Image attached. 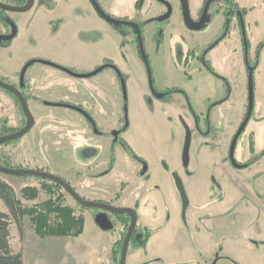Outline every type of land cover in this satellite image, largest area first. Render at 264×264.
<instances>
[{
    "label": "rangeland",
    "instance_id": "374dc122",
    "mask_svg": "<svg viewBox=\"0 0 264 264\" xmlns=\"http://www.w3.org/2000/svg\"><path fill=\"white\" fill-rule=\"evenodd\" d=\"M120 1V7L105 8V11L132 16L134 0ZM201 1L191 0V13ZM232 1L247 12L241 30L249 40L244 52L237 28L232 25L230 29L225 28L223 16L217 14V6H212L208 27L201 32L190 33L173 20L169 24L152 23L140 27L148 70L133 37L116 34L110 25L92 14L86 0L81 2L86 10L83 16L90 15V19L80 23L78 36L77 27L71 22L52 32L53 25L47 21L65 17V10L57 0H52L49 13L38 12L35 7L25 13H11L18 31L11 47L0 51L1 79L19 71L29 59L51 60L61 65L59 67L72 68L78 73L104 68L108 61L116 69L106 68L89 79H73L51 67L39 63L32 65L26 75L38 82L36 99L27 102L34 126L23 137L0 145V165L48 173L67 181L79 195L77 184L71 180L78 174L77 166H64L62 155L67 147L73 153L83 148L82 139L72 134L78 131L79 123L88 136L92 135L91 128L78 113L46 105L59 101L80 105L89 109L97 123V132L103 136L125 126L122 138L147 164L148 181L138 176L140 167L135 162L133 166H116L111 176L114 181L109 189L111 193L106 194L109 199L113 198L120 191V182L127 183L120 200L113 201V205L118 209H130L138 203L137 228L147 226L154 230L146 250L138 251V258L131 259L133 249L129 247L126 264H264V0ZM38 3L39 0L35 5ZM222 36L225 39L207 54L206 48ZM189 50V65L185 66ZM202 61L209 62L224 81L208 73ZM118 72L124 78V88ZM149 73L154 89L174 88L187 94L202 131H206L203 116L210 105L229 98L211 113L210 132L218 134L207 141L211 147L209 153L206 155V148L199 152L204 140L197 135L192 139L189 172L193 177L183 184L189 202L186 215L197 230L195 235L190 236L181 223V199L172 178V170L180 168L185 137L179 116L191 130H194L193 123L185 113L189 109L181 94L174 96L178 113L171 106L151 103ZM66 78L69 84L59 82ZM250 102L251 114L243 134L236 140L234 153V158L246 168L234 169L227 165V148ZM23 118L15 100L0 89V121L17 132L25 125ZM64 124L72 130L68 134L70 142L61 137ZM99 141L106 144L104 138ZM251 142L253 154L249 151ZM103 168L99 167L96 172ZM1 177L15 190L25 208L40 209L50 197L53 200L60 197L62 205L81 209L50 181L31 176ZM22 182L38 190L35 201L22 199ZM214 182L218 186L214 187ZM50 189L55 190L54 195ZM258 192L262 195L261 206L257 204L254 212L243 215ZM0 211L8 214L1 200ZM95 212L96 209L81 211L84 232L77 238H41L36 235L28 216L20 221L10 218L11 247L14 252L22 253L23 264H99L95 262L97 251L101 252L103 264L112 250L110 242L118 238L122 227L116 223L108 231L100 230L94 224ZM111 218L115 217L111 215ZM218 245H222L225 252L221 258L212 259L211 253Z\"/></svg>",
    "mask_w": 264,
    "mask_h": 264
},
{
    "label": "flooded vegetation",
    "instance_id": "af4514ba",
    "mask_svg": "<svg viewBox=\"0 0 264 264\" xmlns=\"http://www.w3.org/2000/svg\"><path fill=\"white\" fill-rule=\"evenodd\" d=\"M10 2H14V0H9ZM37 0H34L33 7L37 8L38 12L41 13H49L52 12L51 8V2L52 0H39V3L35 5V2ZM59 4L61 5L62 8L65 10V17H58L57 19H49L47 22L49 24H52L51 30L52 32H57L59 28H61L64 24H67L69 22L74 23L76 25V30L78 31L76 34L77 36L80 34V29L79 25L83 20H88L90 19V15H84L83 12L86 10L81 6L82 0H57ZM94 1V2H93ZM150 2L148 3V0H134V3L132 5V9L134 14L132 16L127 15V14H119L116 13V11L113 12H107L105 11V8H113V6H118L120 7L121 1L120 0H86L87 4L89 5V8L92 10V14L95 15L98 19H101L103 22L106 24L110 25L113 28V31L118 34L121 37H129L132 36L134 39V44L136 46V49L142 58L143 62H145L148 68V62L146 55L144 53L143 49V40H142V34H141V28L144 25H149L152 23H167L169 24L170 21L173 20V22L178 23L179 25L181 24L185 30H187L190 33H195V32H201L207 29L208 27V22L209 21V10L212 6H217L216 7V12L217 14H221L223 16V26L226 28L228 27L230 29V26H234L237 28L239 34H240V41H241V48L242 51L244 52L245 45L249 44V40L247 37L242 35V22L244 18L247 15V12H245V9L241 8L238 4L233 2L232 0H202L199 6L196 8L194 6V11L191 13V0H184V3L187 8V20L193 22V23H198L202 16L203 12L207 6V13L205 15V26L202 30L200 31H191L187 28L186 25V18L185 14L183 11V1L182 0H149ZM1 4L7 5V6H12V7H24L27 3V0H19L17 5H14L12 3H5L3 0H0ZM95 3V4H94ZM58 4V5H59ZM111 6V7H110ZM32 7V8H33ZM98 10H97V8ZM117 7V8H118ZM31 8V10H32ZM59 8V7H58ZM103 13L107 18L103 17L100 13ZM11 13L13 12H8L4 10H0V51L2 50H7L8 48L11 47L13 44L14 39L16 38L17 31H18V26L16 22L12 19ZM139 15V17H138ZM49 14L47 15V17ZM67 18V19H66ZM243 19V20H242ZM74 21V22H72ZM169 22V23H168ZM56 28V29H55ZM126 28V29H123ZM244 28V27H243ZM15 31V36L11 40H7L8 37H10ZM94 31V30H93ZM53 36L55 33H52ZM162 37V34H161ZM225 39V36L220 37L216 42L211 44L208 48H206L205 51H207V54L213 50L215 47H217L223 40ZM79 41V40H78ZM190 50L187 52V57L184 60V65L187 66L188 60H189V55H190ZM193 53V52H192ZM194 58V57H193ZM200 58V57H198ZM37 59H29L28 61L25 62V64L19 69V71L14 72L10 75H5L2 76L3 79L0 78V82L10 85L16 90H18L22 95L24 96L26 102L31 100L32 98L29 97V95L26 93L36 82V78H31L27 77V71H29V68L36 64H42L48 67H51L55 70H58L62 72L63 74L67 75L70 78L73 79H89L92 78L93 76L97 75L100 73L102 70L106 68L113 67L116 69V67L113 66L111 62H107L104 68H98L97 70H94L92 72H86V73H78L74 71L72 68L71 69H65L63 67H59L61 65H55L51 62V60L48 61H35ZM41 62H46L47 64L41 63ZM203 62V66L205 70L213 75L216 79L218 80H223L224 78L220 77L214 69L211 67V64L209 62ZM118 77L121 82L122 87L124 88V78L123 76L118 72ZM149 78H150V73H149ZM190 82L192 79L189 80ZM149 99L151 103L155 102L160 105H168L173 108V111L175 113L180 112L178 108V105L176 100H174V96L177 94H181L185 102L187 103L188 110H185V113L188 118L192 120L193 123V129L191 130L188 125L185 123L184 119L180 117V121L183 124L184 130L185 126L189 129L190 134H191V142H190V148H189V158H188V164L187 167H184V162H183V148L186 140V130H185V137L183 140L182 144V149L180 153V168L179 169H173L172 170V178L173 175L176 174L179 176V178L182 181V184L184 181H187V179L193 177L191 176V171L189 172L190 168V163H192V160L190 158V149L192 146L193 138L196 137V135L199 137V139L204 140L205 142L202 144V146H199V152H202L204 148H206V155L209 153V147L208 145V140H212L213 135L218 134L217 131L214 133L210 132V128L212 127L211 125V118H212V111L215 107H220L226 101H228L229 98L222 99L219 101H216L212 103L209 107V111L203 116V123L205 126L206 131H202L199 127L200 125V119L199 117L194 113L193 108L191 106L190 100L187 96V94L183 91H180L178 89H170L167 88L165 90H156L154 89V83L151 81V78L149 80ZM4 91V90H3ZM6 92V91H4ZM34 100L36 98H33ZM32 99V100H33ZM46 106L53 107V106H61L65 109H68L70 111L76 112L79 115L82 116L83 119H85L86 124L89 128H91L92 135L88 136L87 132L85 133L84 126L79 123L78 131L72 134H77L79 139H82V145L83 148L79 149V151L76 153L71 152L68 147L65 149L66 151H63L62 157L65 159L63 160L64 166H77L78 169V174L76 176H69L72 177L71 180H73L77 184V189L79 192V197L86 201V202H94V203H101L105 204L107 206H110L112 208H116L113 204V201H119L123 191L127 188V183L125 182H120L119 184V192L116 193L113 198H110L106 196V194L111 193L109 191L111 185L114 183V181L111 180V176L114 173V170L116 166H133V162L137 164V166L140 167L138 173V176L143 178L144 180L148 181L150 179V176L148 175L147 171V164L146 162L138 156L133 149H131L127 142L124 141L122 138L123 133L126 131V127L119 129L115 132H112L109 136H103L102 134L98 133L96 130L97 123L95 121L94 116L88 111L89 109H84L83 107L73 105L71 103H66V102H59V103H51L47 104ZM90 106V105H89ZM92 108V106H90ZM184 110V109H183ZM247 114V113H246ZM246 116V115H245ZM245 116L243 120L241 121V124H239L236 132L234 135L231 137V140L229 141V146L227 148V155H226V161L227 165L234 168V169H244L246 166H242V164L237 161L234 158V153H235V145H234V151H233V157L231 158L230 156V151L231 147L234 141V138L237 134V132L240 129V126L242 125ZM26 123L25 116L23 118ZM25 126V125H24ZM23 126V127H24ZM22 127V128H23ZM21 128V129H22ZM64 131L61 135V137L70 142L72 139L68 136L69 132L72 131L71 128L67 125H63ZM246 128V126H245ZM244 128V130H245ZM244 130L240 133L239 136H241L244 132ZM104 138V142L106 144L100 143L99 139ZM239 138V137H238ZM67 142V143H68ZM109 142V143H108ZM236 143V142H235ZM119 146V147H117ZM205 146V147H204ZM208 148V149H207ZM198 151V150H197ZM194 164V163H193ZM104 166L103 170L100 172H96V170L99 167ZM167 165L163 164V167ZM145 168V171H144ZM126 169V168H125ZM165 170H168V167L165 168ZM181 170V171H178ZM125 174H127V171H124ZM123 173V174H124ZM74 178V179H73ZM67 182V181H66ZM174 182V178H173ZM69 184V183H68ZM175 184V182H174ZM70 185V184H69ZM184 186V184H183ZM216 183L214 182V187H216ZM102 188V189H101ZM108 188V190H106ZM105 189V190H104ZM177 189V188H176ZM185 189V188H184ZM219 189L221 190V187L219 186ZM75 191V190H74ZM178 191V190H177ZM179 193V192H178ZM186 193V192H185ZM180 196V195H179ZM109 199V200H106ZM181 199V198H180ZM88 200V201H87ZM74 203L78 205L81 209L78 211L81 214V211L83 209H96L97 212L94 214V224H95V218L99 214H105L112 224V227H114V224L118 223L122 227V231L120 232L117 241L114 244V264H118L120 254H117V249L119 246V243L121 242V247L123 240L128 232V229L131 224V219L127 215H116L110 212H107L102 209L98 208H84L77 202L73 200ZM189 205V202H188ZM138 208V203L134 205L132 208H124V209H129L134 212L135 218H136V223H137V214H136V209ZM118 209V208H116ZM188 209V207H187ZM187 209L185 212V215L183 216L182 214V202H181V213H180V219L183 227L187 230L188 233L191 235L197 234V230L194 228V225L191 224V222L188 219L187 214ZM111 215H113L115 218L112 219ZM79 217L82 218V216L79 215ZM84 222V221H83ZM135 223V228L134 231L131 235L130 241L128 243V248L127 252L130 246H132V253L138 252L140 250L145 251L147 248V245L149 243V240L153 236L154 230L144 226L141 228H137ZM96 225V224H95ZM97 226V225H96ZM98 227V226H97ZM84 230V228H83ZM151 232L150 237L147 239L145 246L142 248L141 245L143 244V241L145 240L146 234ZM82 235V234H81ZM214 252L211 253L212 259H219L222 257L224 253V248L222 245L216 246V249L213 250ZM121 253V249H120ZM131 253V254H132ZM127 258V255H126ZM211 259V260H212ZM223 259V258H222ZM118 260V262H117ZM185 259L183 260V262ZM158 262V260H157ZM126 264V263H125ZM139 264V263H138ZM183 264H186L184 262Z\"/></svg>",
    "mask_w": 264,
    "mask_h": 264
},
{
    "label": "trees",
    "instance_id": "16d2710c",
    "mask_svg": "<svg viewBox=\"0 0 264 264\" xmlns=\"http://www.w3.org/2000/svg\"><path fill=\"white\" fill-rule=\"evenodd\" d=\"M18 1L19 0H14V2ZM22 1L23 0H21V2ZM6 93L15 100L21 110L18 100L10 93ZM12 132L14 133V130L9 129L6 126V122L0 121V137L12 134ZM252 144L253 143L251 142L249 151L253 154L254 148ZM262 155H264V151L262 152ZM0 166L10 168L7 165ZM52 185L56 188V190L58 189L60 192H63L64 195L69 196L59 185L54 183H52ZM54 191L55 190H51L50 193L54 195ZM20 195L22 199L32 202L37 199L38 190L32 187H25L20 190ZM0 200L2 201L8 212V214L6 215L0 211V264H23L22 253L14 252L11 247L10 218L20 221L24 216H28L30 218V222L34 227L36 235L41 238L62 236L77 238L83 233V218L75 216L76 210H73L67 205H62L61 200L63 199L57 197L53 200L50 197L49 200L41 204L40 209L37 207L25 208L18 194L11 187V185L6 183V181L1 177V174ZM150 235L151 232L146 234L145 240L141 245L142 248L145 246V243ZM120 249L121 242L119 243L117 254H120Z\"/></svg>",
    "mask_w": 264,
    "mask_h": 264
},
{
    "label": "water",
    "instance_id": "95a60500",
    "mask_svg": "<svg viewBox=\"0 0 264 264\" xmlns=\"http://www.w3.org/2000/svg\"><path fill=\"white\" fill-rule=\"evenodd\" d=\"M182 1H183V11H184L185 18H186L185 22H186L187 28L191 31L202 30L204 28L205 22H206L205 21L206 20L205 15L207 13V6L203 12V16H202L201 20L198 23H193L190 20L189 21L187 20L188 19L187 18V8H186V5L184 3V0H182ZM33 4H34V0H27L26 5L24 7L19 8V7L7 6V5L0 3V10L13 12V13H25V12H28L29 10H31V8L33 7ZM97 10H98V8H97ZM100 14L103 17L107 18L102 12ZM14 36H15V31H13L12 35L10 37H8L7 40L13 39ZM41 63L49 65L46 62H41ZM0 89L10 93L11 95H13L18 100L20 107H21V110H22V112L25 116V119H26L25 126L22 129L18 130L17 132H14L12 134H8V135L0 137V145H3V144H6L8 142L17 140V139L23 137L24 135H26L28 132H30V130L34 126V119L32 118V115L29 112L27 102H26L24 96L22 95V93H20L18 90H16L12 86L4 84L2 82H0ZM250 100H251V98H250ZM251 110H252V103L250 102L249 106H248L247 114L245 116V119H244L242 125L240 126L239 131L237 132V134L234 138V141H233V144L231 147V151H230L231 158L233 157L235 142H236L237 138L239 137L240 133L245 128V126L248 122V119L250 117ZM184 126H185V130H186V140H185V144H184V148H183V162H184V167H187L188 158H189V148H190V142H191V134H190V131L186 127L185 124H184ZM164 167L167 168L166 166H164ZM144 171H145V168H144ZM0 174L1 175L17 176V177L31 176V177L39 178V179L44 180V181H50L54 184L59 185L75 202H77L78 204H80L84 208H98V209H102V210H105L107 212H110V213H113L116 215H127V216H129L131 219V224H130L128 232H127V234L123 240V243H122L121 253H120V258H119L118 264H125L126 263L128 243L130 241V238H131V235L134 231L135 223H136V218H135L134 212L132 210L116 209V208H112L110 206H107V205L101 204V203L86 202V201L82 200L76 194V192L71 188V186L66 181H64L61 178L55 177L53 175H50L48 173H44L41 171L13 169V168H6V167L0 166ZM173 178H174L175 186H176V188L179 192L180 198H181L182 214L184 216L186 209L188 207V198L186 196L184 186H183L182 181L179 178V176L174 174ZM95 224L102 231H108V230L112 229V224L110 223V221L108 220V218L105 214L97 215L95 218Z\"/></svg>",
    "mask_w": 264,
    "mask_h": 264
},
{
    "label": "crops",
    "instance_id": "0c3cea01",
    "mask_svg": "<svg viewBox=\"0 0 264 264\" xmlns=\"http://www.w3.org/2000/svg\"><path fill=\"white\" fill-rule=\"evenodd\" d=\"M60 63H64V62H62V61H60ZM65 65V64H64ZM58 80V79H57ZM59 82H63V83H65V84H69V82H68V79L66 78V79H60V81ZM37 91H39L38 90V82L36 81L35 82V84L26 92L28 95H29V97L30 98H36V92ZM59 102H63V101H59ZM179 117H181V116H179ZM175 170V169H174ZM177 170V169H176ZM190 180V178L189 179H187V181H189ZM25 187H32V188H35V186L34 185H30L29 183H26V182H22V183H20V190L21 189H23V188H25ZM263 189H264V186H263ZM262 189V190H263ZM261 194H259V192L256 194V196L254 197V200L253 201H251L250 199V203H249V205H250V208L249 209H247V212L245 211V213H243V215L245 214V215H248L249 213H252V212H254L255 211V207L257 208V204H259L260 206H261V204H262V202H261ZM242 201V200H241ZM244 208V207H243ZM79 215L80 216H82L78 211H75V216L76 217H79ZM252 217L254 218V215H252ZM82 218H83V216H82ZM83 232H84V230H83ZM257 234H259V231H257ZM256 234V235H257ZM258 236V235H257ZM117 241V238L115 239V241L114 242H110V247H112V250H111V252L104 258L105 259V261H104V263L103 264H114V259H115V255H114V244H115V242ZM224 252H225V249H224ZM141 253V252H140ZM98 254V255H97ZM97 257L95 258L96 260H95V262H98L99 264H101V257H100V255H101V252H99V251H97ZM138 256H139V254H138V252H135V253H132L131 254V259L132 260H134V259H136V258H138ZM95 264H97V263H95Z\"/></svg>",
    "mask_w": 264,
    "mask_h": 264
}]
</instances>
